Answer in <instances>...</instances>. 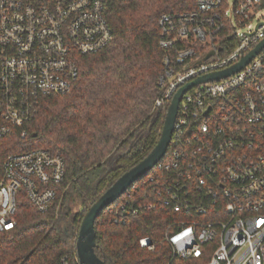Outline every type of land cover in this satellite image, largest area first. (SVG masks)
<instances>
[{
  "label": "built area",
  "instance_id": "obj_1",
  "mask_svg": "<svg viewBox=\"0 0 264 264\" xmlns=\"http://www.w3.org/2000/svg\"><path fill=\"white\" fill-rule=\"evenodd\" d=\"M106 1L0 0V231L17 226L20 193L39 211L56 199L52 185L66 175L61 154L44 147L2 153L14 134L27 135L41 97L71 89L78 56L112 43ZM159 25L165 69L155 106L163 107L184 85L231 67L264 40V0H197L194 10L163 13ZM170 148L156 165L178 176L152 190L157 201L131 207L116 199L107 212L121 222L130 211H181L167 236L174 258L264 264V46L239 70L184 91L165 155ZM139 243L154 248L149 236Z\"/></svg>",
  "mask_w": 264,
  "mask_h": 264
},
{
  "label": "trees",
  "instance_id": "obj_2",
  "mask_svg": "<svg viewBox=\"0 0 264 264\" xmlns=\"http://www.w3.org/2000/svg\"><path fill=\"white\" fill-rule=\"evenodd\" d=\"M196 6L197 0L106 1L112 43L99 52L80 54L71 89L41 97L24 126L27 135L14 134L13 145L2 153L49 148L63 156L66 175L52 185L57 196L46 211H39L24 193L18 195L17 226L0 231V264H54L63 257L80 264L76 241L86 210L147 156L163 128L168 104L155 106L165 69L159 18ZM170 150L161 162L169 159ZM177 176L175 170L156 165L129 187L130 197L124 193L117 201L128 199L131 207L157 201L152 190H162L164 182ZM184 216L159 206L130 211L116 222L105 208L95 223L96 252L106 264H199L174 258L167 239ZM144 236L152 239L153 249L140 245Z\"/></svg>",
  "mask_w": 264,
  "mask_h": 264
},
{
  "label": "water",
  "instance_id": "obj_3",
  "mask_svg": "<svg viewBox=\"0 0 264 264\" xmlns=\"http://www.w3.org/2000/svg\"><path fill=\"white\" fill-rule=\"evenodd\" d=\"M262 46H264V40L261 41L249 54L245 55L238 63L221 72L201 76L184 85L177 91L168 106L160 137L152 150L135 166L116 179L86 210L80 223L76 241V254L81 264H106L96 252V220L109 204L120 197L128 187L145 175V173L151 170L164 157L172 139L178 107L184 91H186L191 85L202 80L220 78L221 76H226L231 72L239 70L249 62ZM213 52L214 51L212 50L208 55L213 54Z\"/></svg>",
  "mask_w": 264,
  "mask_h": 264
}]
</instances>
